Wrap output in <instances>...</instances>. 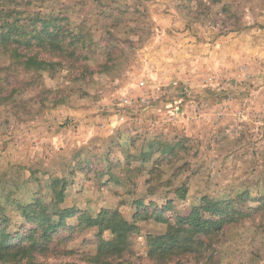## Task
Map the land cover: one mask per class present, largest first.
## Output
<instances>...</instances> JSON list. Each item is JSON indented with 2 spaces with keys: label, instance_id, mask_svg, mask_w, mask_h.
Here are the masks:
<instances>
[{
  "label": "clouds",
  "instance_id": "clouds-1",
  "mask_svg": "<svg viewBox=\"0 0 264 264\" xmlns=\"http://www.w3.org/2000/svg\"><path fill=\"white\" fill-rule=\"evenodd\" d=\"M141 3L0 0V25L20 29L5 39L0 27V264H264V0H180L171 38L125 36ZM157 6L174 7L169 0ZM65 17L87 20L93 40L111 32L131 41L119 45L123 55L113 67L131 90L110 97L121 127L102 144L77 139L79 132L69 138L43 110L37 115L39 105L20 106L27 96L14 97L15 108L7 100L20 90L18 74L20 81L35 76L23 75L13 54L46 24L74 31ZM173 103L183 108L175 118L166 110ZM49 127L61 136L56 149ZM125 163L136 171L130 195L119 197L128 204L123 219L133 223L135 215L142 229H152L151 255L139 246L121 254L112 229L92 226L98 203L63 200L55 191L83 181L81 170L103 175Z\"/></svg>",
  "mask_w": 264,
  "mask_h": 264
},
{
  "label": "rangeland",
  "instance_id": "rangeland-1",
  "mask_svg": "<svg viewBox=\"0 0 264 264\" xmlns=\"http://www.w3.org/2000/svg\"><path fill=\"white\" fill-rule=\"evenodd\" d=\"M158 3H162V0H142L141 7L143 11L136 8L132 12L135 19L128 21V24L136 25V27L125 25L127 31L124 35L135 37L140 33H144L148 39H153L163 34L165 37L171 38L173 32L168 25L172 22V13L175 11L179 14L183 5L180 0H169V3L174 5L170 10L169 7H158ZM119 11L121 16L128 15L127 9ZM5 15L6 17L7 15L10 16V14ZM55 17L59 18V14H55ZM65 20H68V18L65 17ZM87 23V20L80 22L68 20L69 27L75 25V30L68 32L64 28H55L53 25L49 28L50 32L55 28L54 34L56 37L59 36L57 43L63 45L65 50L63 52L55 50L57 54H50L48 48L34 47L26 50V47H24L23 53H27V55L35 54L34 62L26 63V56L22 58L23 63L18 64V67L22 69L23 75L27 76L29 73H35V76L20 81L18 74L17 83L20 85V90L13 88L8 93L7 100L11 101L13 108H15L17 107V101L13 98L17 95L27 96V99H21L18 102L19 105L22 107L39 105L36 109L37 115H40L41 110H43L49 119L55 122L52 127L61 131L67 129L69 138L79 132L77 139H83L88 144L93 141L102 144L104 139H111V135H106V133H114L116 129L121 127L115 107L118 101L114 98L110 99V97L114 92L121 93V96H123L125 91L131 90L128 89L127 83L118 82L120 80L119 76L113 77V67L114 62L119 59V56L123 55V50L120 49L119 45L122 43L130 44L131 41L114 36L111 32L101 36L100 40H93L91 30L84 31ZM123 23V20H118L116 26ZM176 34L179 36L184 35L178 29ZM74 37L79 38L75 39ZM105 39L113 42L111 48L102 47V42ZM185 39L187 38L185 37ZM137 43H140V41H137ZM238 47H242V42L238 44ZM69 54H72V56H68ZM143 67L142 64L141 70H143ZM147 67L149 70L151 69L150 65ZM152 78L155 79V76ZM124 79L128 80L127 77ZM5 83L8 87H11V83L8 81H5ZM41 84L42 87H40ZM160 90L163 91V87ZM4 91L5 89L0 87V95H3ZM29 93L34 94L30 95ZM139 99L137 97V100ZM4 102L0 101V104ZM166 110L173 118L183 112L180 103H173ZM89 120L100 121L101 123L97 127H88L85 122ZM73 124L75 127H72ZM52 127L46 128L45 131L52 136L50 147L56 149L59 147L61 136L59 133L53 134ZM85 128H87L86 135L83 131ZM97 128L100 129L99 134H97ZM37 143H39V138L33 143L32 147L35 148ZM41 147H44V145H41ZM59 150L63 151V148ZM125 159L127 160V157ZM113 160L118 161L119 158L113 156ZM69 161L72 167H75V154L69 158ZM133 162H135L134 158ZM134 171L136 170L132 169V165L128 163L123 164L122 167L112 168L110 172L103 175L89 171L85 176L83 170H81L80 175L84 177L83 181L73 180L71 185L59 186L55 191L63 194V200L72 201L75 198H81L84 204L88 206L98 203L99 212L96 217L104 212H116L123 219L127 214L125 209L128 204L127 201L119 197L121 193L125 196L130 195L126 191V187L131 178V172ZM118 172L120 175H117ZM136 174L137 177L140 176L139 172ZM132 220L134 222L131 224L134 229L130 247H143L146 249L147 254L150 250L148 236H151L152 229H142L141 225L144 220L135 215L132 216Z\"/></svg>",
  "mask_w": 264,
  "mask_h": 264
},
{
  "label": "trees",
  "instance_id": "trees-1",
  "mask_svg": "<svg viewBox=\"0 0 264 264\" xmlns=\"http://www.w3.org/2000/svg\"><path fill=\"white\" fill-rule=\"evenodd\" d=\"M6 19H11L9 15H7ZM52 26V24H46L45 27L34 35H31L30 38L25 42L24 47H26V50L34 47H43L48 48L50 50V54H57L55 50L58 51H65L63 45H60L57 43L58 37L55 36V28L53 31H49V28ZM0 27L7 28V33L5 35V39L9 38L13 33H19L20 29L18 28H12L8 26L7 24L0 25ZM6 50V49H5ZM27 52V51H26ZM26 63H33L34 62V55H27V53H21L19 51L15 52L13 54V58H15L17 61H22L23 57H26ZM68 56H72V54H69ZM41 64V63H40ZM93 227H97L99 229H105L110 228L112 229L114 234H117L119 237V244L118 248L120 249L121 254H123L124 250L126 248L130 247L131 244V238L133 237V225L131 223H128L124 219H122L119 214L116 212H104L103 214H99L95 218V222L92 225ZM148 241H150V250L148 251V255H151L153 251V247L151 246L153 244V237L148 236ZM174 243H178L174 242ZM155 246L159 247L160 242L157 239L155 242Z\"/></svg>",
  "mask_w": 264,
  "mask_h": 264
}]
</instances>
